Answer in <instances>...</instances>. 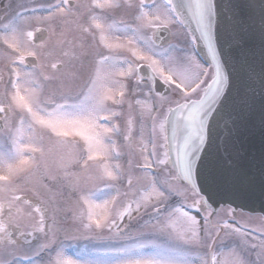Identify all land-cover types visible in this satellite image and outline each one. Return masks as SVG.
I'll return each instance as SVG.
<instances>
[{
	"label": "snow or ice",
	"instance_id": "snow-or-ice-1",
	"mask_svg": "<svg viewBox=\"0 0 264 264\" xmlns=\"http://www.w3.org/2000/svg\"><path fill=\"white\" fill-rule=\"evenodd\" d=\"M21 7L0 18V264H264V221L211 220L264 198V0ZM81 239L100 246L66 255Z\"/></svg>",
	"mask_w": 264,
	"mask_h": 264
},
{
	"label": "flooded vegetation",
	"instance_id": "flooded-vegetation-1",
	"mask_svg": "<svg viewBox=\"0 0 264 264\" xmlns=\"http://www.w3.org/2000/svg\"><path fill=\"white\" fill-rule=\"evenodd\" d=\"M53 2H54V0H0V18L7 17V18L11 19L16 14L17 11H23L24 10V8L21 7L22 5L26 6V7H29V5L32 7L33 6L39 7L40 5L47 6L48 4L53 3ZM124 19L130 21L131 15L130 14L124 15ZM37 42H39V34H37ZM46 50H53V58H55L56 56H59V51L54 49V41L49 42L48 49H46ZM5 51L6 50L4 49V47L0 46V57L4 56ZM0 67H2V64H0ZM5 79H7V77H5ZM223 210L229 211L230 209L222 208L220 210V212ZM219 213L217 215H219ZM217 215L211 219L213 225L217 222V221H214V219L217 218ZM235 217L237 220L240 221V223L245 224L249 227H256L262 221H264V218L260 217V216L238 214V215H235ZM220 219H230V218L228 216H226V217L221 216ZM252 220H255V221H252ZM253 259H254V257H253Z\"/></svg>",
	"mask_w": 264,
	"mask_h": 264
},
{
	"label": "water",
	"instance_id": "water-1",
	"mask_svg": "<svg viewBox=\"0 0 264 264\" xmlns=\"http://www.w3.org/2000/svg\"><path fill=\"white\" fill-rule=\"evenodd\" d=\"M244 147L247 151L252 152L259 147V131L254 129L251 133L245 132L242 135ZM235 208L236 212L242 211L252 215L264 216V198L260 196L257 187L252 193L232 200L231 203L215 202L212 207L216 209V214L221 207Z\"/></svg>",
	"mask_w": 264,
	"mask_h": 264
},
{
	"label": "rangeland",
	"instance_id": "rangeland-1",
	"mask_svg": "<svg viewBox=\"0 0 264 264\" xmlns=\"http://www.w3.org/2000/svg\"><path fill=\"white\" fill-rule=\"evenodd\" d=\"M29 7H32L29 5ZM55 166V163L53 162V167ZM194 199V197L192 196V194L189 192L188 193V203H191L192 200ZM228 211L227 210H223L219 213V215H217V218L214 219V221H218L220 219V217H226V213ZM71 215V214H69ZM245 215V214H242ZM143 219H147V217L145 216ZM255 221V220H252ZM125 223H128L127 220H125ZM142 223V220H133L131 222V228L133 230L137 229L139 227V224ZM63 227L67 228L69 231L80 227V225L78 223H74L72 220H69L66 224L63 225ZM146 231H150V229L146 230ZM107 234V233H105ZM61 239H63V236L61 235ZM66 245H72V247H68L66 248V255L69 256H73L74 257V253L76 250L83 248L85 245L88 246L89 249H92L93 247H99L100 244L98 242L95 241H88V240H70V241H65ZM75 258V257H74Z\"/></svg>",
	"mask_w": 264,
	"mask_h": 264
}]
</instances>
